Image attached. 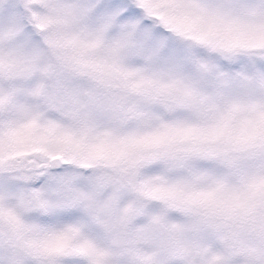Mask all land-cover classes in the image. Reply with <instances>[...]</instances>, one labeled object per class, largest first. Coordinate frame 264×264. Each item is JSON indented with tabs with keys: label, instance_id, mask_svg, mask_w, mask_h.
<instances>
[{
	"label": "snow or ice",
	"instance_id": "1",
	"mask_svg": "<svg viewBox=\"0 0 264 264\" xmlns=\"http://www.w3.org/2000/svg\"><path fill=\"white\" fill-rule=\"evenodd\" d=\"M0 264H264V0H0Z\"/></svg>",
	"mask_w": 264,
	"mask_h": 264
}]
</instances>
